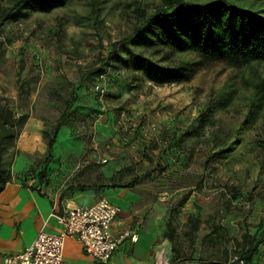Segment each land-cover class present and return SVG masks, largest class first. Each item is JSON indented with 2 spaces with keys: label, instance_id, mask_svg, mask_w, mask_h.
<instances>
[{
  "label": "rangeland",
  "instance_id": "rangeland-1",
  "mask_svg": "<svg viewBox=\"0 0 264 264\" xmlns=\"http://www.w3.org/2000/svg\"><path fill=\"white\" fill-rule=\"evenodd\" d=\"M243 1L264 9V0ZM161 2L68 0L62 9L4 25L0 35L5 51L0 68V104H9L18 115H29L19 136L7 145L4 159L11 172L8 183L15 181L34 189L35 183L43 181L39 173L45 174L47 184L57 182V174L63 173L65 177L67 170L74 167L65 165L62 172L61 163L67 159L73 161L70 153L81 149L88 154L93 144L103 145L104 138L94 129L97 117L94 112L89 114L95 107L92 86L82 79V74L97 67L98 58L106 54L110 43L131 32L139 10L152 13ZM107 73L104 84L109 96L102 119L110 115L108 123L118 127L119 132L126 127L135 129L134 144L124 155L131 164L120 170L114 168L118 170L115 171L117 182L138 176L136 185L140 189L164 193L180 249L191 256L206 254L224 262L225 251H231L235 240H241L245 225L255 233L256 225L264 219V174L260 175L264 156L252 150L249 143L257 131L246 132L244 144L229 159L212 160L205 170L203 163L212 153L208 142L210 130L188 135L186 129L195 124L199 108L208 102L211 86L216 91L232 90L233 97L227 108L214 114L216 124L197 129H236L244 118L246 99L264 86V62L239 69L221 63L205 64L190 82L164 87L154 86L140 76L131 84L134 90L125 93L122 84L110 77L128 79V74ZM72 89L76 97L72 117L61 128L49 157L46 139L52 135L65 106L63 101ZM120 90L124 94L122 99L118 97ZM213 96L216 98L217 93ZM263 120L262 111L260 119L246 129H262ZM44 132L47 138L43 137ZM143 151L148 158L143 156ZM102 168L110 171L113 166ZM203 173L204 182L199 186L197 182ZM227 186H237L244 194L254 188L258 202L253 208L243 199L230 203ZM188 192L186 202L179 205ZM190 214L199 221V230L192 235L193 244L185 234L189 230ZM213 225L227 231L228 243L214 245L206 237ZM260 251L257 259L264 262V247Z\"/></svg>",
  "mask_w": 264,
  "mask_h": 264
},
{
  "label": "trees",
  "instance_id": "trees-1",
  "mask_svg": "<svg viewBox=\"0 0 264 264\" xmlns=\"http://www.w3.org/2000/svg\"><path fill=\"white\" fill-rule=\"evenodd\" d=\"M67 3L68 0H2L0 1V35L4 32V25L10 21L18 23L33 14L50 13L64 8ZM137 14L136 23L131 32L110 43L106 54L98 58L97 67L89 68L82 74V79L90 86L93 87L97 83L100 74H108V71L115 73L124 71L128 74V79L118 75L110 77L111 80L115 78L122 84L121 88L125 93L134 90L131 84L140 76L154 86L164 87L190 82L205 64L221 63L231 69H239L252 63L264 62V9L254 8L243 0L206 2L162 0L152 13L139 10ZM3 46L2 39L0 40V68L5 53ZM178 56L182 58L178 59ZM209 89L208 102L199 108L195 118L196 125L186 129L188 135L202 134L210 130L208 142L211 144L212 153L203 163L205 170L212 160L229 159V156L244 144V136L249 131H257V136L249 142L252 150L264 156V120L262 129H246L252 127L260 119V113L264 112V86H260L246 99L244 118L236 129H197L216 124L214 114L227 108L233 97L232 90L227 91L222 88L216 91L212 86ZM214 92L217 93L216 98L213 96ZM91 95L95 100V107L89 114L92 115L94 112V117H97L100 113V105L93 91ZM75 101V90L72 89L70 95L63 101L65 106L53 126L50 138L44 132L43 137L48 136L46 140L49 157L53 153L61 128L66 126L72 117ZM28 118V114L18 115L9 104H0V193L11 178L10 169L6 166L4 159L7 145L19 136ZM143 154L145 158H148L145 151ZM263 174L264 164L260 167V175ZM43 175L45 174L39 173L40 179ZM203 179L204 173L197 182L199 186L203 184ZM136 180L134 178L122 185H113L129 188L135 184ZM106 187L111 185H81L80 190L99 191ZM227 187L230 203L233 200L241 202L243 199L253 208L258 202L254 188L247 190L244 194L243 190L237 186ZM188 197L189 192L181 198L179 205L184 204ZM187 225L189 230L185 234L193 244L192 235L199 230V221L190 214L187 217ZM166 227L165 237L172 244L173 261H181L182 256L192 257L188 252L184 253L180 249L171 217ZM206 237L210 238L214 245L229 241L227 231L219 225H213ZM234 243L235 246L231 251H225L226 262L231 256H237L244 259L245 264H257L255 259L264 247V219H260L256 225L255 233H251L246 224L241 240H235Z\"/></svg>",
  "mask_w": 264,
  "mask_h": 264
},
{
  "label": "crops",
  "instance_id": "crops-1",
  "mask_svg": "<svg viewBox=\"0 0 264 264\" xmlns=\"http://www.w3.org/2000/svg\"><path fill=\"white\" fill-rule=\"evenodd\" d=\"M118 94L122 99V90ZM109 119L110 115L104 121L101 118L94 127L104 138L103 145L93 144L88 154L81 149L74 151L69 154L73 161L67 159L61 163L62 172L65 165H74L72 170H67L65 177L59 173L55 177L57 182L47 184L43 175L42 183H35L34 189L15 181L6 185L0 193V264H5L7 257L16 256L29 246L39 231L55 234L61 230V225L51 217L54 209L62 212L66 208H85L101 197L121 208L117 221L111 226L113 235L120 237L129 232L137 238L135 242L130 237L124 239L107 264H225L226 261L206 254L182 256L181 261H173L172 244L165 237L171 214L170 206L165 204L167 196L154 190L140 189L136 185L138 176L117 182L115 171L131 164L124 155L134 144L135 129H121L119 132L110 126ZM103 159L107 160L105 164L100 163ZM107 165H112L113 169L102 168ZM134 178L137 180L132 187L113 185H122ZM92 184H109L111 187L99 191L80 190L81 185ZM64 258L69 264H97L85 253L76 237L66 240ZM255 262L264 264L257 258Z\"/></svg>",
  "mask_w": 264,
  "mask_h": 264
},
{
  "label": "built area",
  "instance_id": "built-area-1",
  "mask_svg": "<svg viewBox=\"0 0 264 264\" xmlns=\"http://www.w3.org/2000/svg\"><path fill=\"white\" fill-rule=\"evenodd\" d=\"M106 78V73L100 74L97 83L92 87L100 105L97 122L103 118L107 110L108 91L104 84ZM106 162V159L100 161L102 164ZM120 212L121 208L105 197L99 198L85 208H66L62 212L54 209L51 217L61 225V230L55 234L39 231L29 246L16 256L7 257L5 264H69L64 258V247L70 237H76L85 253L97 264H107L124 239L130 237L134 242L137 240L136 235H130L129 232L120 237L113 235L111 226L117 221ZM225 264H245V260L231 256Z\"/></svg>",
  "mask_w": 264,
  "mask_h": 264
}]
</instances>
